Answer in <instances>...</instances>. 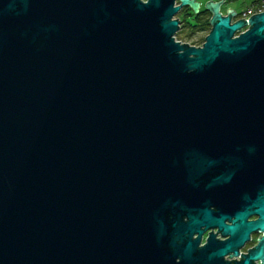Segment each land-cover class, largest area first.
I'll return each mask as SVG.
<instances>
[{"label":"water","instance_id":"obj_1","mask_svg":"<svg viewBox=\"0 0 264 264\" xmlns=\"http://www.w3.org/2000/svg\"><path fill=\"white\" fill-rule=\"evenodd\" d=\"M175 1L0 0V264H264V11Z\"/></svg>","mask_w":264,"mask_h":264},{"label":"rangeland","instance_id":"obj_2","mask_svg":"<svg viewBox=\"0 0 264 264\" xmlns=\"http://www.w3.org/2000/svg\"><path fill=\"white\" fill-rule=\"evenodd\" d=\"M207 1L209 0H195V2H198L201 6L203 4L205 5ZM211 1L212 3H218L220 0H211ZM175 2H176L175 5L179 4L178 0H176ZM254 2H255L254 0H233V1L223 0L218 6L217 13L220 15H226L230 11L231 13L234 12V14L237 12L238 14L235 16V18L243 17L244 19H247L248 15L253 13V11L249 12V10L258 6V3H254ZM196 12H198V9H195L194 13ZM190 13L191 12L187 10L186 6H181L180 10L174 15V18L178 20L180 26L178 31L175 33L174 37L179 39L178 41L182 42L183 44L199 47L202 45L203 43L202 39L205 38L209 30L206 29L205 26H202L196 29L197 31L193 35H191L189 32L190 27L185 24V21H187L188 23H192V20L194 19V16L191 15ZM212 13L213 12H211V14Z\"/></svg>","mask_w":264,"mask_h":264},{"label":"flooded vegetation","instance_id":"obj_3","mask_svg":"<svg viewBox=\"0 0 264 264\" xmlns=\"http://www.w3.org/2000/svg\"><path fill=\"white\" fill-rule=\"evenodd\" d=\"M227 1V0H226ZM219 8H221V7H219ZM204 12H206L205 11V8H204V6L202 5H199V8H198V12L197 13H200L201 14V16H205L204 15ZM208 14L206 15V18L208 19V23H209V21L211 20V18H212V14L210 13V12H207ZM238 13L236 12L234 15H231V11L228 13V14H226V15H228V16H230V23H232V22H235V21H237V20H239V19H242V18H240V17H236L235 18V16L237 15ZM226 15H221V16H226ZM210 25V24H209ZM179 28H180V26H179ZM210 29H211V27L209 28V31H210ZM189 32H190V34L191 35H193L197 30L196 29H194L193 27H191V28H189ZM192 31V32H191ZM177 41L179 40V39H177V38H175ZM180 42V41H179ZM203 42H204V38H203ZM181 44H183L182 42H180ZM253 219H256V217H249L248 219H247V221H251V220H253ZM210 233H213V234H215L216 235V238L217 239H220V240H222V239H225L226 237H222L221 235H220V233L217 231V229L216 228H214V229H209V230H207V231H205L202 235H201V237H200V242H199V245L198 246H203L205 243H206V239H207V237H208V235L210 234ZM264 236V233H262V232H260V231H256V232H253V233H251L250 235H249V239H248V241L247 242H245L244 243V245L238 250V256H236L235 258L233 257L231 260H240V257H241V255H243V254H246L247 252H248V250H250V249H252V248H254L257 244H259V242L261 241V238ZM196 237V235H194L193 236V238H195ZM226 258V257H225ZM254 264H261L259 261H256V262H254Z\"/></svg>","mask_w":264,"mask_h":264},{"label":"trees","instance_id":"obj_4","mask_svg":"<svg viewBox=\"0 0 264 264\" xmlns=\"http://www.w3.org/2000/svg\"><path fill=\"white\" fill-rule=\"evenodd\" d=\"M228 1H233V0H228ZM187 10H189L191 12L190 14L194 16L192 23H188L187 21H185V24L187 26H189L190 28L193 27L194 29H198L199 27L205 26V28L209 30V28L211 27V24H210V21L208 23V19L206 18V15L208 14L207 12L209 11L205 10L206 11L204 12L205 16H201L200 13H194V11L191 8L187 7Z\"/></svg>","mask_w":264,"mask_h":264},{"label":"built area","instance_id":"obj_5","mask_svg":"<svg viewBox=\"0 0 264 264\" xmlns=\"http://www.w3.org/2000/svg\"><path fill=\"white\" fill-rule=\"evenodd\" d=\"M250 11H253L252 14L264 11V0L259 1V2H258V6H256V7L253 8V9H250L249 12H250ZM254 11H255V12H254ZM252 14H249V15H252Z\"/></svg>","mask_w":264,"mask_h":264}]
</instances>
